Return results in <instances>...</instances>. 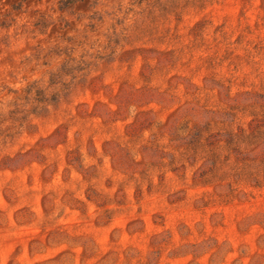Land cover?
I'll return each mask as SVG.
<instances>
[{"label":"rangeland","instance_id":"obj_1","mask_svg":"<svg viewBox=\"0 0 264 264\" xmlns=\"http://www.w3.org/2000/svg\"><path fill=\"white\" fill-rule=\"evenodd\" d=\"M0 0V264H264V0Z\"/></svg>","mask_w":264,"mask_h":264},{"label":"trees","instance_id":"obj_2","mask_svg":"<svg viewBox=\"0 0 264 264\" xmlns=\"http://www.w3.org/2000/svg\"><path fill=\"white\" fill-rule=\"evenodd\" d=\"M59 2H60V8H66L68 7L70 0H60Z\"/></svg>","mask_w":264,"mask_h":264}]
</instances>
